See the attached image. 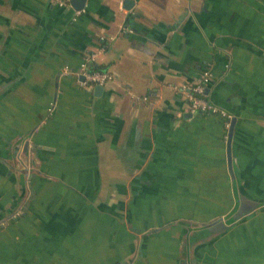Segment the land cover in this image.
Segmentation results:
<instances>
[{
	"label": "crops",
	"instance_id": "crops-1",
	"mask_svg": "<svg viewBox=\"0 0 264 264\" xmlns=\"http://www.w3.org/2000/svg\"><path fill=\"white\" fill-rule=\"evenodd\" d=\"M79 9L0 0V264H264V0Z\"/></svg>",
	"mask_w": 264,
	"mask_h": 264
},
{
	"label": "built area",
	"instance_id": "built-area-1",
	"mask_svg": "<svg viewBox=\"0 0 264 264\" xmlns=\"http://www.w3.org/2000/svg\"><path fill=\"white\" fill-rule=\"evenodd\" d=\"M52 1L57 3L58 5L69 4V0ZM75 12L80 13L81 9H76ZM96 54V52L87 53L79 68L74 72L76 76H82V78H80L79 80L81 85H103L105 82L113 78V74H111V72H109L108 70L93 68L92 65ZM63 72L72 73V70H70L69 68H64ZM210 76V68L208 66H204L199 70L197 75L191 81L173 85V87L185 97L190 112H207L221 117L223 119V125L226 131V135L229 136V128L232 125L233 114L224 107L214 103L207 97L205 89L207 87V83L210 80ZM50 108H52V105Z\"/></svg>",
	"mask_w": 264,
	"mask_h": 264
},
{
	"label": "water",
	"instance_id": "water-1",
	"mask_svg": "<svg viewBox=\"0 0 264 264\" xmlns=\"http://www.w3.org/2000/svg\"><path fill=\"white\" fill-rule=\"evenodd\" d=\"M85 1H86V0H69V2H70V3H71L76 9H79V8L83 7ZM132 4H133V0H125V6H126V7H129V6L132 5ZM80 78H82V76H81ZM101 88H102V85H101V84H96V85H95V89H101ZM208 91H209V90H208V88L206 87V89H205V93L208 94ZM233 123H234V121H232V125H231V127L229 128V136H230V134H231V132H232V129H233ZM229 167H230V169H231V157H230V152H229ZM237 215H239V213H238V214H235V215L233 216V218H236ZM206 224H207V223H206ZM207 225L209 226L210 223H208ZM225 225H226V223H224V222H222V221H219V222H217V224L212 225V226L210 227V229H215L216 226H217V227H222V226H225Z\"/></svg>",
	"mask_w": 264,
	"mask_h": 264
},
{
	"label": "trees",
	"instance_id": "trees-1",
	"mask_svg": "<svg viewBox=\"0 0 264 264\" xmlns=\"http://www.w3.org/2000/svg\"><path fill=\"white\" fill-rule=\"evenodd\" d=\"M93 66V68H99L97 65H95V64H93L92 65ZM100 69V68H99ZM229 221H231V219L229 220Z\"/></svg>",
	"mask_w": 264,
	"mask_h": 264
},
{
	"label": "flooded vegetation",
	"instance_id": "flooded-vegetation-1",
	"mask_svg": "<svg viewBox=\"0 0 264 264\" xmlns=\"http://www.w3.org/2000/svg\"><path fill=\"white\" fill-rule=\"evenodd\" d=\"M215 223L214 222H212V224L210 223V225H214ZM216 224H217V222H216Z\"/></svg>",
	"mask_w": 264,
	"mask_h": 264
}]
</instances>
